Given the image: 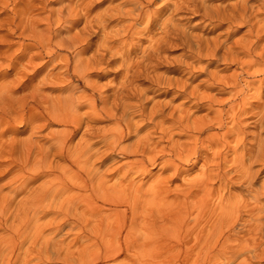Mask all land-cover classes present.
Segmentation results:
<instances>
[{"label":"bare ground","instance_id":"bare-ground-1","mask_svg":"<svg viewBox=\"0 0 264 264\" xmlns=\"http://www.w3.org/2000/svg\"><path fill=\"white\" fill-rule=\"evenodd\" d=\"M16 1L14 17L8 23L30 43H18L19 53L12 59L10 50L0 53V60L9 57V66L15 71L10 80L0 75V158L9 157L0 167L8 169L7 186L13 197L28 194L19 214L24 222L29 224L49 207L42 217L51 213L52 222L41 228L49 225L61 233L64 228L81 231V226L93 228L89 223H96L97 228H89L100 235L95 237H101L95 240L101 243L91 251L94 263L143 248L183 254L187 264L193 256L204 253L227 264H235L240 257H245L241 264H264V0H222L219 4L215 0H115L118 4L110 3L98 19L91 18L80 2L75 7L67 2L61 8L48 9L50 3L61 0ZM37 2L42 5L43 16L35 14ZM20 5L25 8L16 10ZM184 14L200 18L196 25L202 29L224 28L225 34L205 39L201 33H187L177 18ZM112 20L117 21L116 30L109 32L108 22ZM80 22L84 27L75 37L65 35L54 42L62 32L54 27L67 25L65 32L69 33L68 27ZM245 28L240 38L231 40ZM100 32L96 50L84 59L93 46L90 38ZM146 38L149 46L142 48ZM178 47L188 54L175 64L171 62L174 68L184 67L191 73L194 63L207 62L202 68L205 78L196 87L191 78L175 79L159 72L167 49ZM60 50L72 51L73 61L65 57L61 74L45 72L34 85L39 72L36 67L43 69L60 58ZM46 57L49 60L36 63ZM219 64L225 70L231 66L238 70L232 75L209 71ZM72 65L73 73L92 94H86L79 85L72 86L71 77L64 76ZM112 66L121 74L120 82L114 85L111 81L107 90L97 91L90 77ZM30 69L35 70L33 76L22 82ZM257 76L260 79H245ZM59 83L63 85L56 87ZM143 84L150 85L151 90L143 89ZM154 90H163L172 98L157 102L148 96ZM252 99L257 103H250ZM200 110L207 113L194 119ZM250 118L255 130L251 133L247 125ZM105 121L113 126L99 125ZM15 122L35 125L32 135L52 126L61 129L51 130L46 142L35 150L32 144L17 147L19 141L13 138L4 141ZM2 126L8 129L1 130ZM127 140L130 142L124 144ZM116 157L130 161L117 168L112 177L109 173L113 169L102 174L100 168L115 164ZM200 161L199 173L188 180L190 170L185 167L193 170ZM158 165L162 173L145 189L137 179L151 176ZM164 173L167 176L161 177ZM40 179L43 182L37 189L30 188ZM178 181L181 184L171 189ZM141 232L144 235L137 237ZM192 235H196L192 238L196 242L189 246L186 240ZM106 237L111 239L105 241ZM7 239L1 241L0 253L6 252L7 246H1L8 243ZM89 247L86 250L90 251ZM43 249L48 251L46 246Z\"/></svg>","mask_w":264,"mask_h":264},{"label":"rangeland","instance_id":"rangeland-1","mask_svg":"<svg viewBox=\"0 0 264 264\" xmlns=\"http://www.w3.org/2000/svg\"><path fill=\"white\" fill-rule=\"evenodd\" d=\"M116 1H119L118 3H121L120 1L124 2V0H116ZM116 1L115 0H72V2H70V0H61V1H56V2L50 3V5L48 6V9H50V8H53V9L61 8L65 5H67L66 4L67 2H68V4L72 3L73 7H75L74 5L76 3L80 2V3H83L87 7V8H85V6H84L85 10L87 9L86 12L90 13L91 18L93 17L95 19H98V18L102 17L103 15H105L107 8H109L108 6H110L109 5L110 3L117 5L118 3ZM215 1H216L215 2L216 4H219V2L222 0H215ZM236 1L237 0H233L232 3L236 2ZM15 2H17V1L16 0L15 1L14 0H0V53H3V52L10 50L8 55L10 56L11 59L13 58V56H16L19 53L18 43H20V42H25V44L30 43L27 40L20 38V36H19L20 31L13 32V27H11L12 23H8V21L12 17H14ZM224 2H226V1H224ZM39 3L40 2L36 3L37 9L35 10V14L43 16L44 11L41 9L42 8L41 3L40 4ZM158 3L161 4L162 2H158ZM59 6H61V7H59ZM24 8H25V5H20L19 7L16 8V10H20V9L22 10ZM168 15H169V12H167L166 16H168ZM179 16L180 17H177V18L184 21V22L180 21V23L182 26L183 25L185 26L187 33H192L195 35L201 33V34H203V37L205 39H214L220 34H225L224 28L223 29H219V28L211 29L212 26L211 27L208 26V27L202 29L201 26H198L199 23H198V25H196L197 22H201L200 18H198V19L196 17L193 18V16L191 14L190 15L184 14V15H179ZM184 16H186V17H184ZM186 18H187V20H186ZM116 22L113 20L108 22V31L109 32H111L110 30H112V29H113L112 31L116 30V28H114L117 25ZM185 23H186V25H185ZM1 24H2V26H1ZM194 25L197 26L198 28L192 27ZM215 25L216 24H214V26ZM65 26L67 27V25H62L60 28H58L57 26L54 27V30L59 29V31H60L62 29L61 35L59 36V34H58L55 37L56 39H54V42H56V43L59 42L60 39L65 37V35H67L65 38L75 37L79 33V31L84 27V22H80L76 26L68 27L69 33L65 32V30H67L65 28ZM40 28L44 29L43 26H41ZM192 28H193V31H192ZM246 30H247L246 28L241 29L238 32L239 34L235 33V35L231 38V40H235V39L240 38L245 33ZM100 37H101V32H100V34L99 33L95 34L93 36V38H90L91 39L90 42H91V44H93V46H92L93 48L90 47V50L84 55V57H83L84 59L88 60L89 57L94 53V51L96 50V47H97L96 43L100 41ZM148 39L147 38L144 39L145 41L143 42V44L141 43V45L143 46L142 48L149 46ZM32 51L34 53L37 52V50H32ZM70 52L71 53L68 54L67 51L60 50V51H58V54H59V56L61 54L62 55L60 56V58L58 57V59H57L60 61L55 60L54 62H49L48 65L47 64H46V66L44 65L43 69L39 68L40 65H39V67H36V70H39V72H38V76H37L38 78L36 77L35 78L36 80L35 79L33 80L34 85H36L38 83V80L41 79L42 75L45 72H55V73L61 74L63 71H60L59 69L63 65V63L65 61V57H68L71 59V61H73V56L75 54L72 53V51H70ZM187 54H188L187 50L182 48V47H178L176 49H173V48L167 49L166 54L164 55V57L166 59H165L164 63L161 64V66H159L160 67L159 72L165 73L168 77H171V78H175V77H180L182 79L191 78L192 86L196 87L199 84H201V81L205 78V75L202 74V68H204L206 66V64H207L206 61H203L201 64L194 63L193 64L194 70H192L191 73H187V71H184V69H185L184 67L174 68L173 65L170 64L171 62L172 63L174 62V64H175V62L177 60L183 59V58H181V57H183V55H185L187 57ZM136 56L140 57L141 56L140 52L136 53ZM6 58L0 60V66H1L0 67V75H1V77L6 75V76H8V78L10 80L15 76L14 75L15 71H13L9 66L10 65V58L7 56H6ZM167 59H168L169 63H166ZM44 60L47 61V60H49V58L46 57L43 60H37L36 63L37 64L42 63V61L44 62ZM55 66H57L56 69H55ZM40 69H42V70H40ZM73 69H74V67L72 65L69 72L64 73V76L66 75V76L71 77L70 84L74 87L79 85L85 91L86 94L87 93H88V95L92 94V92L85 87V84L79 79V77L73 73ZM237 70L238 69L236 66H231L229 69L225 70V66L220 65V64L216 65V66H211L209 69L210 72L217 71V72H222L223 74H226V75H232ZM33 71H35V70L30 69V71L26 74V75H28V77L25 76L23 80L21 79L22 82H25L29 77L33 76ZM260 77L261 76H257L255 79H253V78H245V79H247L246 81H250V80L253 81L256 79H260ZM120 78H121V74H116V68L115 67L113 68V66H112V67H108L104 70L102 69L100 71L94 72L93 76H91L89 80L91 82L92 81L94 82V83L93 82L92 83L97 87V89L99 88L97 91L100 90L101 92H104L105 90H107L109 88V86L112 85V84L110 85L111 81H113L114 85H115V84H117V82L118 83L120 82L119 81ZM61 85H63V84L59 83L56 87H58V86L60 87ZM139 85H141V84H139ZM20 86H21V84L19 85V87ZM51 86H55V85H51ZM142 88L143 89H150L151 86L148 84H143ZM85 89H87V90H85ZM201 89H204V88L201 87ZM55 92H57V90H55ZM55 92H52V93H55ZM111 93H112V91L106 92L105 94H111ZM55 94H58V92ZM148 96L150 98H155V101H157V102L161 101L160 103L167 102V101H164L167 99V97H168V100L172 98L171 95H170L171 97L165 96L163 94V90L151 91V92H149ZM222 98H226V96H222ZM133 102H135V101H133ZM154 102L152 101L150 104H148L147 107L151 108L153 106L152 104H154ZM180 102H181V100L174 103V105L177 106ZM249 102L252 104L257 103L256 101H253V99L249 100ZM206 113H207L206 110H200L199 112L194 114L193 118L194 119L201 118ZM29 117H30V114L26 113V118H29ZM248 120H250L247 122L248 132H250V133L254 132L255 130L253 128V123H251V122H253V118H250ZM12 124L13 125L15 124L13 126V131L9 130L11 133H9V132L6 133L7 139H4V141H7V140L10 141V140H12L11 138H13V139H16L19 141V142L17 141L18 142L17 147H19V146L23 147L24 143H26V144H32L33 147H35V150H36V146L39 147L46 142L47 138L50 136L49 134H50L51 130H60L61 129V127L52 126L53 128L44 129V130L40 129L39 133L32 135V128L35 125H29L26 123L19 124L18 122H15ZM99 125L105 126V127H112L113 123L111 124L110 122L105 121V122L100 123ZM2 129L4 131H6V129H8V127L2 126L1 130ZM177 132L178 131H175L174 134H177ZM79 137H80V135L74 139L75 142L73 140L74 144L77 143ZM175 139L176 140L179 139V136H176ZM128 142H130V141L127 140L124 142V144L128 143ZM20 150L21 149L18 148L17 153H19ZM16 155L19 156V154H16ZM8 158L9 157H5L2 159L0 158V164H1V162H8ZM52 159L53 158H50L51 161H52ZM114 159L116 160L115 164L114 163H113V165L109 164L110 166L107 165V167H106V168H108L107 171H106L105 166L101 167V165H100V167H101L100 170H102L101 171L102 174L104 172L109 173L113 169L115 171L112 170V172L109 174H110V176L111 175L114 176L117 173V170H118L117 168L121 167L125 162L130 161V159H123L121 157H116ZM200 162L198 163L197 167L194 168L193 170H191V167H185L187 170H190V172H189L190 175L187 177L188 180L195 178V176L199 173L201 166L203 164L202 161H200ZM97 163H95V164L97 167H99V164H97ZM62 166H66V164L62 163ZM160 167H161L160 165L156 166L152 170L151 176L139 177L137 179V181L139 183L141 182V184L143 183V185L145 184L144 188L146 189L148 184H150L152 181L156 180L160 176V174L162 173ZM7 170L8 169L4 166L0 167V188H1L0 189V212H1L0 213V236H1L0 237V243H1V241L9 238V239H7V241L10 244H8V243L6 245L2 244L1 247H4V246H7V247H5L6 252L0 253V256H1L0 257V264H63V263H65V264H88V263L91 264V261L96 260L93 252L91 253L94 246L96 244L101 243L100 241H95V240H101V237H98V238L95 237V236H100V235L96 234L97 231L94 232V230H92V229L97 228L95 225L96 223L95 224H93V222L89 223V224H92V226H95L93 228L90 227L91 225L87 226V228H85L84 226H81V228H83V230L81 229V231H84L83 233L78 228H77L78 230L73 229V231L71 228L70 229L64 228L63 229L64 231L61 233L55 232L56 230H52V227L49 226L50 223L52 222L51 221L52 220L51 219L52 214L50 213L49 215H47V217H42L44 215L43 212L49 211V209H50L49 207L45 208L44 210L42 209L39 212V215L37 216V218L31 220L29 224H28V222H24L25 218H23V216H21L19 214L23 212V209L26 206V203H27L26 197L28 196V194L19 193L17 196L13 197V194L10 193V189H8V186H7V183L9 182V178H10V175L7 174ZM73 170L75 171L76 168H73ZM113 172H114V174H112ZM109 174H107V175H109ZM165 176H167V173H166V175L164 173L161 177H165ZM42 182H43V179L37 180L34 182L35 184L33 183L34 186L32 185L33 187H30V188L37 189L42 184ZM180 184H181V181L174 182L173 184H171V186H172L171 189H174L175 186H178ZM234 194H238L237 191H234ZM7 203L10 205H7ZM19 216L22 217V219ZM17 217H19V220ZM38 218H40V221H37ZM49 221H51V222H49ZM10 222H11V224H10ZM14 222H16V224H14ZM47 223L49 224L48 227L41 228L43 226H47ZM85 225H88V224L86 223ZM25 228H26V230H25ZM35 228L39 229V232ZM89 228H92V229H89ZM41 229H43L42 232L40 231ZM85 229H86V231H85ZM16 231H19V232L17 233ZM15 232H16V234H14ZM67 232H69V234H67ZM90 233H92V235ZM142 233L143 232H141L140 234H137V237H139V236L142 237L144 235ZM194 234H196V233H194ZM93 235H94V238L92 237ZM40 237H41V239H39ZM88 237H89V239H88ZM10 238H13V239H10ZM18 238H21V239H18ZM192 238L196 239V235H192L186 240V242H188L189 246L195 245L196 241H195V239H192ZM91 239H93L95 243ZM104 239L106 241L107 239L110 240L111 238L106 237ZM172 241L170 243H172ZM19 244H22V245L20 246ZM172 244H175V241H173ZM8 245H10V246H8ZM89 245H90V247H89ZM45 246L48 248V251H46V249H45V251L43 252L42 249L45 248ZM9 247L12 249H10ZM13 247H14V249H13ZM88 247H89L90 251L86 250V249H88ZM7 248H9V250H7ZM51 249H53L54 252ZM7 251H9V254H7L8 253ZM39 251H41V252H39ZM150 251L151 250L143 251V248H142V250H139L137 252L135 250L130 252V253L124 252L121 256H119L115 260H108V261H100L99 260L96 263H94V261H93V263L94 264H127V263L128 264H187V263H185V259H184L183 254H180V253L176 254L175 253V254L170 255L168 252L155 251V250L153 251V249H152V252H150ZM35 252H37V253H35ZM155 252H157V253H155ZM158 252H160V254ZM91 254H93V257L91 256ZM161 255H163V256H161ZM207 256L208 255L205 253L203 254V256H199V257H198V255L197 256L195 255V256H193V258L191 259V262H189V263L190 264H205V263L208 264L210 262V264H220V263L221 264H227V261L224 259H219V261H218V258L211 257V256H210L211 257L210 258L209 256L208 257ZM207 258L209 259V262H208ZM198 259H199V261H198ZM48 260H51V262H49ZM66 260H68V262ZM206 260H207V262H206ZM244 260H245V257H240L237 259L235 264L244 263ZM58 261H60L61 263H59ZM251 264H257V263L252 262Z\"/></svg>","mask_w":264,"mask_h":264},{"label":"clouds","instance_id":"clouds-1","mask_svg":"<svg viewBox=\"0 0 264 264\" xmlns=\"http://www.w3.org/2000/svg\"><path fill=\"white\" fill-rule=\"evenodd\" d=\"M197 23H199V22H197Z\"/></svg>","mask_w":264,"mask_h":264}]
</instances>
